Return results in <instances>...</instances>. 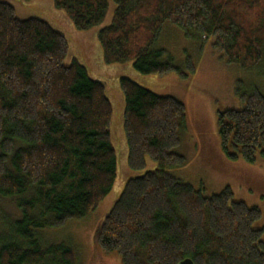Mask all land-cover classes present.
<instances>
[{"label":"trees","instance_id":"1","mask_svg":"<svg viewBox=\"0 0 264 264\" xmlns=\"http://www.w3.org/2000/svg\"><path fill=\"white\" fill-rule=\"evenodd\" d=\"M109 0H52L75 29L100 25ZM111 23L97 40L105 64L132 62L142 74L195 72L155 48L166 22L212 46L242 68L263 64L264 0H111ZM62 33L38 18L19 20L0 1V198L18 219L3 222L0 264H78L63 242L43 244L39 230L87 217L111 192L117 161L112 105L99 81L72 58ZM127 164L154 170L126 181L94 233L93 245L121 264H264L256 207L232 200L229 187L206 196L168 172L185 165L175 149L186 122L184 104L119 79ZM239 110L218 112L220 146L229 160L264 158V95L236 89Z\"/></svg>","mask_w":264,"mask_h":264},{"label":"rangeland","instance_id":"2","mask_svg":"<svg viewBox=\"0 0 264 264\" xmlns=\"http://www.w3.org/2000/svg\"><path fill=\"white\" fill-rule=\"evenodd\" d=\"M0 1L13 6L17 19H42L62 33L69 45L65 63L69 64L75 58L85 66L89 77L103 84L113 110L110 133L117 172L111 192L87 217L70 220L61 227L39 230L43 244L63 242L70 245L78 264H121L117 255H105L94 247V233L126 181L157 168V164L150 159L139 170H133L127 164L128 151L122 127L124 101L119 86L121 77H127L157 95L173 96L185 106L186 122L180 131V143L175 151L182 154L186 162L183 167L171 168L168 172L195 189H201L206 196L218 194L229 187L232 200L241 201L260 211V217L252 227L264 228V158L257 156L254 163L242 158L229 160L221 150L217 126L218 112L241 109L237 88L244 93L258 89L264 95L263 64L242 68L230 63L222 52L212 46L213 37H187L181 28L166 22L154 44L155 48L164 49L173 63L182 69L185 59L191 58L195 72L188 73L185 69L187 75L184 77L174 71L142 74L133 68L132 62L105 64L103 60L97 33L111 23L115 7L111 0L108 1L109 8L104 21L86 31L75 29L69 17L57 9L52 0ZM19 216L20 211L12 199L0 198V234L3 233V222L13 221ZM260 240L264 243V231Z\"/></svg>","mask_w":264,"mask_h":264},{"label":"water","instance_id":"3","mask_svg":"<svg viewBox=\"0 0 264 264\" xmlns=\"http://www.w3.org/2000/svg\"><path fill=\"white\" fill-rule=\"evenodd\" d=\"M179 264H194L193 261L189 258L182 260Z\"/></svg>","mask_w":264,"mask_h":264}]
</instances>
